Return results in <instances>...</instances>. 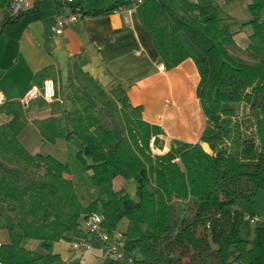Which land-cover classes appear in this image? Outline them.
<instances>
[{"label":"trees","instance_id":"16d2710c","mask_svg":"<svg viewBox=\"0 0 264 264\" xmlns=\"http://www.w3.org/2000/svg\"><path fill=\"white\" fill-rule=\"evenodd\" d=\"M132 2L82 12L96 15ZM7 4L0 0L2 9ZM136 7L165 68L186 58L197 67L206 117L200 141L173 140L168 151L153 153L151 142L162 145L161 127L133 116L122 85L105 89L82 69L80 55L69 65L63 97L31 99L30 106L37 102L48 116L28 121L31 107L3 101L0 114L8 120L0 124V229L10 240L0 244V264H52L60 257L52 243L79 235L99 207L110 234L128 220L124 249L133 254L132 264H264V228L243 238L236 208L264 188V0L248 3L251 34L244 48L214 0H143ZM16 18L4 17L1 27ZM55 76L52 67L44 68L30 87L43 90ZM29 127L44 141L80 140L77 155L91 171L93 188L87 203L65 177L67 163L27 150L22 138ZM117 177L135 181L134 196L114 189ZM24 239L40 241L47 252L26 249Z\"/></svg>","mask_w":264,"mask_h":264},{"label":"crops","instance_id":"0c3cea01","mask_svg":"<svg viewBox=\"0 0 264 264\" xmlns=\"http://www.w3.org/2000/svg\"><path fill=\"white\" fill-rule=\"evenodd\" d=\"M118 1L82 0L81 6L84 11L104 10ZM58 9L57 2L44 1L2 25L0 94L5 100L35 98L28 93L38 87H30V84L34 75L47 67H52L56 75L54 80L51 79L54 89L57 83L64 88L69 65L80 55L85 59L82 69L105 89L116 83L122 85L133 116L161 127L164 152L169 150L173 140L200 141L206 117L197 96L200 79L197 67L191 58H186L172 68H165L133 2L124 11L113 8L96 15L83 14L78 22L53 35V15ZM226 23L230 27L231 21L226 20ZM234 39L245 47L235 35ZM40 111L43 112L38 116L40 118L49 115L46 109ZM2 119L5 122L8 117L3 115ZM201 145L209 149L208 144ZM65 177L72 180L70 173ZM115 180L118 193L135 194L133 179L117 177ZM83 228L81 225L82 231ZM23 241L29 245L23 246L30 251H34L35 244L40 242L33 239ZM51 251L62 258L77 254L66 239L53 242Z\"/></svg>","mask_w":264,"mask_h":264},{"label":"rangeland","instance_id":"374dc122","mask_svg":"<svg viewBox=\"0 0 264 264\" xmlns=\"http://www.w3.org/2000/svg\"><path fill=\"white\" fill-rule=\"evenodd\" d=\"M250 0H217L214 1L215 9L217 14L224 18V20H230V29L234 32L237 41L243 45L247 46L249 43V35L251 34V27L246 24L251 19V14L248 10V2ZM225 20V21H226ZM38 92L35 96L42 97V90L37 88ZM55 90L60 97L65 95V89L61 84H55ZM33 97V96H31ZM34 99V98H32ZM31 99L22 101L24 107L28 108L27 118L30 121L33 118H40L38 116L42 115L41 107L38 106L37 102H33L30 106ZM37 109V110H36ZM46 111L49 112L48 109ZM3 115L0 114V124L3 123ZM8 120V119H7ZM26 134L22 138V142L29 152L36 153L38 151L42 154H52L56 156L59 160L67 163L70 168V175L75 183L78 191V195L87 203L92 195L93 188L91 186V173L85 167L82 159L77 155V151L81 147V142L78 138H57L54 142L41 140L39 134L35 129L29 127L25 130ZM28 135V136H27ZM153 147V153L161 154L164 153L161 143L157 146L150 143ZM161 148V149H160ZM208 150V148H204ZM88 161V160H87ZM68 178V177H67ZM114 189H116V180H114ZM134 196V195H131ZM236 208L240 212L241 217V228L240 235L246 239H252L254 236L255 227L264 228V188L258 189V191L253 196V199H240L236 203ZM97 213L101 214L100 207L97 209ZM256 216L257 220L251 221L250 217ZM128 220L123 218L117 225L113 233L117 234L119 237L123 238V232L127 228ZM82 226L85 227L83 222ZM84 229V228H83ZM7 230H0V242H9L10 238L7 235ZM75 237V236H74ZM73 237V238H74ZM22 244L27 245L26 241ZM29 246V245H27ZM106 242L102 239L95 238L92 242L91 250H82L77 252V254H72L67 258L59 257L52 264H94L97 257L103 256L106 253ZM34 252L46 253L40 242H37L34 246ZM111 261L110 257H106L102 264H108ZM120 264H132V262H127L126 259L121 258Z\"/></svg>","mask_w":264,"mask_h":264},{"label":"built area","instance_id":"2783aa9c","mask_svg":"<svg viewBox=\"0 0 264 264\" xmlns=\"http://www.w3.org/2000/svg\"><path fill=\"white\" fill-rule=\"evenodd\" d=\"M48 1V0H10L7 6L0 11V31L1 23L4 17L14 19L18 17L21 13L32 9L36 4ZM55 1L59 5V9L53 15V24L51 26L52 34H60L63 32L64 28L68 25L78 22L83 16V9L81 6L82 0H51ZM143 0H133L134 5L142 3ZM125 4L120 3L117 5L116 9L119 11H124L126 9ZM126 18V17H124ZM38 90L29 91V96H36ZM42 96L46 101H52L55 99V89L54 84L51 79L44 81ZM5 101V98L0 94V104ZM251 221L257 220L256 216L250 217ZM103 216L98 214L97 211L90 212L85 222V228L79 235L72 238L70 242V248L74 252L91 250L92 242L95 238L102 239L106 242V254L111 260L120 261L121 258L127 260V262H132L133 254H127L125 252V239L119 237L115 233H108L102 227Z\"/></svg>","mask_w":264,"mask_h":264}]
</instances>
